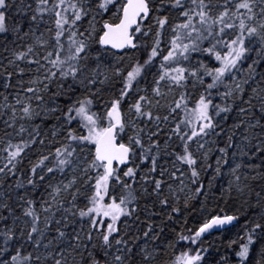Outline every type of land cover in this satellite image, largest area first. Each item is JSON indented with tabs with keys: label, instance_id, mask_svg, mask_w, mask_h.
Listing matches in <instances>:
<instances>
[{
	"label": "snow or ice",
	"instance_id": "1",
	"mask_svg": "<svg viewBox=\"0 0 264 264\" xmlns=\"http://www.w3.org/2000/svg\"><path fill=\"white\" fill-rule=\"evenodd\" d=\"M0 264H264V0H0Z\"/></svg>",
	"mask_w": 264,
	"mask_h": 264
}]
</instances>
